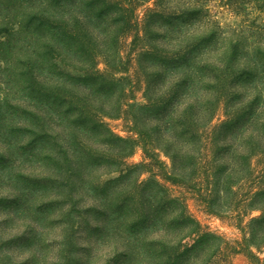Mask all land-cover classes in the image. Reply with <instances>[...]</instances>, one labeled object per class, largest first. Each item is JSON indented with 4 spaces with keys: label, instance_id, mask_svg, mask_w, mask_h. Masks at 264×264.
<instances>
[{
    "label": "trees",
    "instance_id": "obj_1",
    "mask_svg": "<svg viewBox=\"0 0 264 264\" xmlns=\"http://www.w3.org/2000/svg\"><path fill=\"white\" fill-rule=\"evenodd\" d=\"M123 1L9 0L7 5L0 0V26L8 34L0 42V63L5 66L1 74L16 76L20 95L23 93L28 101L22 100L16 108L19 186L16 208L7 214L6 223L17 220L30 227L35 222L37 228L31 240L34 245L43 242L44 223L69 227L59 236L62 245H67L70 239L66 234L74 222L63 218L74 217L73 206L81 197L89 203L85 213L101 210L93 219L95 232H104L108 237L116 231L118 235H127L125 249L115 252L123 257L124 264H221L216 259L228 251L237 255L244 253L251 264H264L260 256L264 251V187L255 196L251 192L243 201L242 210L241 205L235 210L227 204L232 194L236 196L234 190L239 189L242 174L254 176L253 159L264 154V135L253 130L254 124L260 121L254 102L264 100V44L248 39L260 38L264 31H257L258 17L254 16L264 13V0H221L223 6L214 8L222 6L224 12L217 9L213 12L212 0H170L171 11L165 0H155V7L146 11L140 32L138 22L132 25V18L117 16L116 8L123 12L129 9ZM149 1L152 0H145ZM85 7L88 13L83 16ZM225 12L240 17L239 22L245 23L223 24L219 17ZM89 18L104 31L107 38L103 41L89 35L90 24L85 21ZM159 18L165 22L152 23L151 20ZM155 24L162 31L161 38H166L167 45L176 50L169 51L155 44L141 46L138 62L142 65L144 60L149 61L156 69L163 70L164 74L159 71L153 77L155 81L162 78L166 83L167 94L171 95L169 100H174L184 89L188 99L194 101L192 149L184 157L189 159L187 166L175 154L169 155L171 152L163 150L157 153L153 150L155 146H147L145 134L137 125L138 118L145 109L156 112L158 104L149 97L146 104L135 101L131 94L135 84L142 83L141 76L134 75L137 70L129 75L130 69L121 68L124 29L130 27L138 39L141 35L152 38L150 28ZM84 28L87 30L83 31ZM24 34L30 38H13ZM208 52L215 54L213 58L204 57ZM100 54L106 67L103 71ZM118 74L121 76L117 77ZM147 77L152 78L149 74ZM125 81L129 82V88ZM149 92L150 87L146 95ZM234 100L237 101L230 103ZM229 104L235 110L227 114L225 121L214 124L220 108L225 109ZM200 111L205 113L199 115ZM132 113H140L136 118L132 116L133 125L126 131L133 136L125 138L116 134L108 121L125 120ZM244 127H248L249 135L239 136ZM232 130L236 131L234 136L226 137ZM61 133L66 140L62 145L58 144ZM91 139L97 143L89 145ZM170 139L173 145L178 138L170 136ZM139 148L145 153V161L128 164ZM69 150L76 153L79 150L76 167H72L68 158ZM62 151L64 158L62 155L59 158ZM161 154L170 157V167L161 159ZM26 163L30 167L24 168ZM136 173L139 177L149 175L146 180L135 179L136 195L143 186L148 190L144 198L138 199L152 196L156 209L149 208L144 215L134 200L128 206L119 200L118 210L113 212L112 191L120 190L123 180ZM113 174L119 177L104 179ZM168 184L189 186L203 204L206 215L225 220L229 219L225 214L236 213L235 225L244 234L242 241L226 247L222 236L204 229L191 213V199L173 195ZM145 193L146 190L139 192ZM257 197L262 198L261 215L245 225V219L251 216L248 201ZM32 204L38 205L36 215ZM52 227L53 231H60ZM161 227L160 238H152V232ZM169 229L173 231L172 236L168 234Z\"/></svg>",
    "mask_w": 264,
    "mask_h": 264
},
{
    "label": "rangeland",
    "instance_id": "obj_2",
    "mask_svg": "<svg viewBox=\"0 0 264 264\" xmlns=\"http://www.w3.org/2000/svg\"><path fill=\"white\" fill-rule=\"evenodd\" d=\"M1 1L7 5L10 4L9 0ZM154 1L155 0L149 2H145V0H124L123 2L125 3V6L129 9H126V12H123L116 8L115 11H119V15L117 16L123 15L125 17L132 18V25L138 22V32H140L147 16L146 11L155 7ZM165 4L170 8L171 11L173 2L170 0H165ZM218 5H222L221 0H212L210 7L214 9L213 12H215L217 9V7H214ZM222 6H220L217 10H222V12H224L223 9H221ZM78 7L80 9L81 6ZM82 7H84V5H82ZM132 8H134V11ZM0 9L2 10L1 7ZM82 11V15L84 16L86 13H88V7H85ZM254 16L258 17V24H256L258 27L257 31L264 30V13H257ZM219 18L223 24L236 25L238 23H245L244 20L239 22L241 18H235L229 12L220 14ZM85 21L87 24H90L87 27L90 29L88 31L89 35H92L97 39L100 38V41H103L105 38H107L105 37L102 28L100 29L96 27V23L90 21V18L85 19ZM151 21L152 23L161 24L165 22V19L159 18L153 19ZM157 24L150 28L151 33L154 34L152 38H143V35H141L138 39L134 37L135 32L132 31L130 27L124 29L126 36L122 37V46L120 48V56L124 59V63H121V68H126L128 70L130 69L129 75L134 74V72L137 70L134 75L137 74L141 76L142 83L135 84V91L131 94L132 97L134 96L133 98H135V101L146 104V98L149 97L152 98V102L156 101L157 103L155 104H158V109L156 112L152 111L151 109H145L143 112H141V115L138 118L137 125L143 130L145 134L147 146H155V149L153 150H156L157 153H160V150L171 152L169 155L175 154V156L183 160L185 166H187L189 165V159H184V157L187 158L192 149L190 145V132L192 131V115L195 116V111L192 109V104H194V101L188 99L187 91L184 89L178 93L174 100H169L171 95L167 94L166 83L162 81V78L155 81V78L153 77L154 73L159 71H161V74H164L163 70L156 69V66L151 64L149 61L144 60L142 65H140L138 62V56L140 54L139 50L141 46L146 47L149 44H155V46L167 49L169 51L172 49L176 50L174 47L171 48L167 45V42L169 41L166 38H161L162 31L159 30ZM85 30L87 29L84 28L83 31ZM23 36L24 37H22V35H17L13 38H30L25 34ZM6 37H8V34L3 32L0 26V42L4 41ZM85 37L88 36L85 35ZM248 39L259 40L264 44V31L261 32L260 38ZM110 40H113V38ZM187 40L193 42L192 38H187ZM177 50L180 49L177 48ZM213 55L215 54L208 52L204 55V57L213 58ZM102 58V54H100L99 64L100 69L103 71L106 67ZM116 63L117 62L114 61V64ZM118 66L120 65L118 64ZM4 67L5 66L0 63V263L32 264L33 260V264H124V262H122L123 257H118L121 255H115V252L125 249L123 247V243L127 235H118L119 231H116L115 233L111 232L112 235L108 237L104 232H95L92 229L93 219L96 218L101 210H98V213H85V210L88 209V205L86 204L89 203L86 202V200L84 201L81 199V197L78 198V203L73 206V209L76 213L74 217H72L71 220L63 218V220L70 221V223L74 222V224H72V229H70V232H67L66 234V236L70 239V242H68L67 245H62V239H59V236L62 234V230L65 232V230H67L69 227H52L53 224L50 225L48 222L44 223L45 229L43 228V242H37L34 245L31 240L33 238V232L37 228V226L33 224L35 222H33V225L31 224L30 227L17 220H14L12 224L9 225L6 223V220L9 218V215L7 214L16 208V194L18 192L19 186L16 171L18 170V161L16 163V146L18 139L15 132L16 122L18 120V115L16 116V108L18 104L22 102V100L25 102L28 101L26 99L27 97L23 93L20 95V87L18 86V78H16V76H2L1 72H3ZM181 70L178 72L179 74ZM11 72H14V70H11ZM147 74L151 75L152 78L150 80L147 79ZM120 76V74L117 75V77ZM124 84L126 85V88H129V82L125 81ZM137 86H139L138 89L136 88ZM148 87H150L151 92L147 93L146 95ZM199 94L204 100L203 96L201 95L202 91H200ZM235 101L237 100H234L230 103ZM27 104L28 103H26V105ZM200 104L203 103L201 102ZM205 106H207V104H205ZM196 107L198 108V106ZM238 108H240V105H237V109ZM253 108L256 110V117L260 120L257 124H254L255 127L253 130H255L256 133L264 135V126H262L264 121V100L260 99L255 101ZM234 110L235 107L233 105L229 104V106H225V109L224 106H222L214 124H219L220 122L225 121L228 117L227 114H230ZM203 113L205 112H198L199 115ZM139 114L140 113H136V115H129L125 120H109L108 123L116 134L126 138L131 135L126 131L133 125L131 124V120H134V117L132 116H135L136 118ZM157 120H160V122L158 123ZM235 130L229 131V136L226 137L232 138L236 132ZM240 131L241 132L239 133V136L249 135L248 127H244ZM60 132H62V129ZM170 136H176L178 138L173 145ZM59 137L60 140L58 141V144L62 145L66 140L64 139V136H62V133L59 134ZM96 143V140L91 139L88 144L95 145ZM56 149L59 150V147H56ZM247 150L248 152H252V149ZM62 153L63 151L59 153V158ZM69 153L71 155L68 158L73 164L72 167H76L78 162L76 156L79 155V150L77 153L76 151L69 150ZM61 158H64V155H62ZM161 159L166 162L169 167L172 165V160L166 154H161ZM144 161L145 153L141 148H139L127 162L130 165H137ZM253 164L255 168L254 176L249 175L246 172L243 173L242 175L244 178H242L237 185V187L239 186V189L234 190V192L237 193L236 196L232 194L231 198L227 202V204L232 206L235 210H237L240 205L242 210V207L245 203H243V201L247 200L251 192L252 196H255L257 190L264 187V154L255 157L253 159ZM28 167H30V163H26L24 165V168ZM26 174L29 176L28 171H26ZM118 177V174H113L110 176H105L104 179L109 181ZM148 177L149 175L147 173H145L142 177H139V173H136L133 177L123 180L120 190H114L111 194V209L113 212H117L118 209L116 204L119 200H124L125 206L130 205L128 203H132L134 200L139 206L141 214L144 215L147 212L146 210L149 208H151V210H155V201L152 196H148L144 200L138 199L140 197L144 198L146 196L148 190L145 186H143V188H141L136 195V187L138 186V183L134 184L135 181L137 182L135 179L141 178V180H146ZM168 186L171 187V192L173 195L177 197L181 195L185 198L191 199L189 201L191 213L201 222L204 229L210 230L211 232L222 236L223 241L227 242L226 247L236 246L237 242L242 241L244 234L242 230L237 229V226L235 225V222L237 221L235 218L236 213H234V215L225 214L226 217H229V219L225 220H221L215 216L206 215L203 213L205 211L203 204L200 202V199L193 194L189 186L178 187L176 185L172 186L169 184ZM141 190H146V193L140 195L139 192ZM115 199L118 200L115 201ZM254 199L255 200L248 201L247 208L251 213V216L245 219V225H247V222L251 218L261 215L259 210L262 204V198L257 197ZM32 205L34 206V215H36L38 205ZM31 216L32 212H30V217ZM100 221H102V219H100ZM50 227L59 228L60 231H53ZM162 232L163 228L157 229L156 231L152 232V238H160L159 236L162 234ZM168 234L172 236L173 231L169 229ZM27 238L29 240L28 242H26ZM227 254L216 259L218 263L224 264L223 261H225V264H251L250 260L244 253L237 255L228 251ZM260 256L264 259V251Z\"/></svg>",
    "mask_w": 264,
    "mask_h": 264
}]
</instances>
